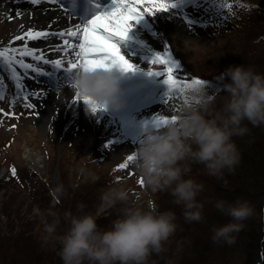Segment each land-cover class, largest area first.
<instances>
[{
  "label": "rangeland",
  "instance_id": "rangeland-1",
  "mask_svg": "<svg viewBox=\"0 0 264 264\" xmlns=\"http://www.w3.org/2000/svg\"><path fill=\"white\" fill-rule=\"evenodd\" d=\"M19 1L0 0V23ZM89 1L93 5L99 3L96 5L98 9L95 7L92 12L107 10L111 6V0H102V7L99 0ZM225 2L231 7H223L222 0H175L174 6L168 9L145 13L139 20H133L136 26L133 31L139 38L130 43L116 38L121 53L138 66V71L112 66L118 84L115 93L118 107L102 100L98 104L103 107L93 111L83 99H73L76 94L72 87L73 70L45 64L43 60L37 61L30 56L21 58L33 63V69H25L15 63L9 66L0 58V109H3L0 111V264H63L58 240L55 237L45 239L44 221L38 209L54 206L61 212L56 229V235H59L67 228L65 212L77 213L81 202L85 205L84 210L97 212L103 190L118 181L132 189L133 198L140 205L146 207L155 203L159 210L171 209L176 213L177 230L168 243L167 251L153 253L154 264H168L169 260L174 264L180 260L184 261L183 264L246 263L247 244L242 235L247 225L251 227L249 224L254 214L235 233L233 243L212 239L213 226L231 219L215 206L216 200L232 202L244 198L256 210V199L241 192L231 193L225 188L228 186L225 185L227 172L233 171L234 181L238 182L236 167L234 170L225 169L222 176H217L209 174L204 164L192 163L188 175L204 185L197 197L204 208L203 219L191 221L184 217L183 205L175 202L169 190L152 191L144 182H139L142 176L132 161H129L127 169L116 167L138 146L144 126L151 125L156 114H174L181 102V97L165 96L168 86L164 83L163 74L155 77V73L147 71L165 68L163 64L150 62L155 53L164 52L167 46L172 60L178 65L174 69L177 78L190 80L199 77L207 82L205 88L209 92H223L222 81L217 77L224 74L227 79L225 69L230 65H251L264 72V0ZM69 3L75 9L84 8L80 0H69ZM65 10L69 17L78 15L81 22L92 16L90 11L79 14L80 11L70 8ZM141 32L145 35L142 36ZM8 38L0 33V44L8 42ZM54 39L56 47L54 45L51 55L62 51L58 47L62 45V39L59 36H54ZM22 41L46 55L36 45V39ZM20 42L16 40L11 47H22L24 43ZM130 56L137 60L132 61ZM45 57L54 60L56 56ZM13 67L20 73V88L17 87ZM35 67H44L46 76L36 74ZM122 79L126 80L123 84L117 82ZM61 90L71 93L66 107L70 112L59 130L53 123L41 128L34 119L35 115L46 109L44 98H57L63 95ZM32 92L41 94L34 96ZM25 93L29 94V101L24 99ZM29 102L35 108L28 107ZM81 113L88 115L83 125ZM56 119L54 114L51 120ZM24 147L32 148V152L38 154L36 162L25 153ZM13 166L17 169L16 175L11 172ZM58 185H63L65 191L54 204V190ZM119 209L117 205L99 211L98 223L110 225L120 215ZM196 237L204 241H198ZM183 239L192 242L188 245ZM206 241L210 243L208 248L212 246L211 250L205 245ZM189 246L191 250H188ZM202 247L204 250L199 254ZM252 264L257 263L254 261ZM260 264H264V259Z\"/></svg>",
  "mask_w": 264,
  "mask_h": 264
},
{
  "label": "clouds",
  "instance_id": "clouds-1",
  "mask_svg": "<svg viewBox=\"0 0 264 264\" xmlns=\"http://www.w3.org/2000/svg\"><path fill=\"white\" fill-rule=\"evenodd\" d=\"M72 70V87L81 97L119 106L115 96L118 84L110 68ZM225 73L227 79L224 74L217 77L223 92H209L202 79L203 83L185 86L178 109L170 115L175 119L169 118L159 127L145 125L143 137L133 151L132 163L144 184L152 191L169 190L175 202L183 205V215L189 221L203 219L204 208L197 199L204 185L188 175L192 163L204 164L211 175L222 176L225 169L234 170L240 151L233 137L249 131L246 121L253 125L264 123V72L237 64L228 66ZM64 191L63 185L56 187L54 204ZM117 205L120 215L110 225L101 226L99 211ZM215 206L231 219L213 226L212 239L233 243L235 233L254 214V206L244 198L232 202L218 199ZM78 209L77 213L63 214L68 224L59 235L56 229L61 212L54 206L38 209L45 239L58 240L63 264H154L153 253L167 251L178 227L173 210H159L155 203L140 205L132 189L119 181L103 190L97 212L84 210L82 202ZM168 264L174 262L169 260Z\"/></svg>",
  "mask_w": 264,
  "mask_h": 264
},
{
  "label": "snow or ice",
  "instance_id": "snow-or-ice-1",
  "mask_svg": "<svg viewBox=\"0 0 264 264\" xmlns=\"http://www.w3.org/2000/svg\"><path fill=\"white\" fill-rule=\"evenodd\" d=\"M40 2L41 0H32L33 4H39ZM53 2L58 3L62 9L66 8L64 0H53ZM174 2L175 0H111V6L107 10L98 11L87 21H80V23L73 24L68 28H62L58 32H50L48 29L39 30L28 27L27 31H22L20 36L12 37V40L19 41L22 37L24 41H28L48 35L59 36L62 39V45L58 47L66 54V63L65 58H57L55 60L47 59L42 51L29 47L27 43H24L20 48H0V58H3L9 66L15 63L25 69L34 68L33 63H27L21 58L30 56L37 61L43 60L45 64H50L58 68H66L68 70L77 67H83L84 69L97 67L111 68L113 65H118L122 70H135L138 66L133 65L121 53L116 38L122 39L127 35L128 29L132 26L130 24L131 20H139L145 13H153L157 10L168 9L174 6ZM222 6L231 7V4L222 0ZM8 44L10 45L11 41H9ZM150 62L165 65V68L162 71H147L150 74H163L164 83L168 86L165 96H168L169 98L172 96L181 97L182 91L187 85L203 83L199 77H193L190 80L177 78L174 69L178 65L176 61L172 60L171 53L167 46L164 52L155 53ZM12 71L18 81L17 87H22L19 83L20 73L16 72L14 67L12 68ZM35 71L37 73H42L44 72V68L35 67ZM40 94V92L31 93V95L34 96H39ZM24 99L29 101L28 93H25ZM73 99H83L90 105L93 111L99 107H103V105L92 102L89 97H81L78 92ZM27 106L35 108V105L31 102H29ZM0 111H3V109H0ZM169 118L175 119V116H160L159 114H156L152 119V124L159 127L165 124ZM133 159L134 153H131L123 163L118 164L116 167L127 169L129 167V161H132ZM11 172L13 175H16L17 169L13 166ZM117 179H119V177H117ZM139 182L143 184V178H141Z\"/></svg>",
  "mask_w": 264,
  "mask_h": 264
},
{
  "label": "bare ground",
  "instance_id": "bare-ground-1",
  "mask_svg": "<svg viewBox=\"0 0 264 264\" xmlns=\"http://www.w3.org/2000/svg\"><path fill=\"white\" fill-rule=\"evenodd\" d=\"M64 4L66 8H70L73 9L74 11H80L81 13H84L83 8L78 7L75 9L74 6L69 3V0H64ZM66 8L62 9L60 6H57L56 4H54L53 0H41L39 4H33L32 0H21L17 2L15 4L14 10H12V12L9 14L7 18H3L0 23L1 35L9 36L8 42L11 41V44L9 45L8 42H3L0 44V48L11 47L12 43L16 42V40H12V37L20 36L22 31H27L28 27H32L34 29H39V30L48 29L50 32H54V30L59 31L62 28H68L71 27L73 24L80 23L81 20L77 16H73L71 18L69 17V15L66 13L65 10ZM46 14H48L47 18L44 21L39 22L40 20L45 18ZM130 24L132 25L128 29L130 34L122 38V40L125 41L126 43H130L134 39L139 38L137 34L133 31V29L136 27L134 21L131 20ZM141 35L144 36L145 34L141 32ZM22 40L23 39H21V42H23ZM55 41L56 40L54 39V35H48L45 37L36 38V42H37L36 45H38L40 50H43L45 52L46 54L45 56H50V57L56 56L54 59L62 58V57L66 58V54L63 51H61L60 54L56 52L54 53V55L53 54L51 55V51H53L54 45L56 47ZM129 59H132V61L137 60V58L133 56H130ZM110 69L111 71H114L115 68L111 67ZM135 70L138 71L137 69ZM23 72H25V69H23ZM44 72L40 74L42 76H46ZM33 74L35 73L33 72ZM36 74L39 73L36 72ZM28 75L29 74L25 75L27 79H28ZM153 76L159 77V75H153ZM125 81L126 80L122 79L117 82L123 84ZM152 85L153 84H151V86ZM66 88H70V87H66ZM42 89L44 90L45 87H43ZM62 91L63 90H61V92ZM62 93L63 95H60L57 98L53 96H51L50 98L48 96L44 98V101L46 100L44 105L46 109H43L40 113L36 114L34 117L36 123L41 128L48 126L51 123H53L58 130L62 127L63 120L65 119L66 114L70 112V108H66V107H68L71 98L70 92L65 90ZM87 109L88 111L90 110L89 107H87ZM54 114L57 115V119L52 121L51 117ZM87 116L88 115L86 113H81L82 125L83 123L86 124ZM24 151L26 154L29 155L30 159L33 162L37 161L38 154L36 152H32V148L24 147Z\"/></svg>",
  "mask_w": 264,
  "mask_h": 264
},
{
  "label": "trees",
  "instance_id": "trees-1",
  "mask_svg": "<svg viewBox=\"0 0 264 264\" xmlns=\"http://www.w3.org/2000/svg\"><path fill=\"white\" fill-rule=\"evenodd\" d=\"M246 123L248 124L249 131L243 135L233 137L240 151V160L235 166L238 182L234 181L236 177H234L233 174L235 173L233 171L227 172L225 185L228 186L225 188L231 190V193L241 192L248 196V198L256 199L257 201L253 220H251L250 224L248 223L251 227L246 226L242 237L245 236L247 244L245 246L247 254L245 264H252L254 261L260 264L264 259V123L259 125H253L247 121ZM258 198L259 201L257 200ZM199 238L201 237H196L198 241H204ZM183 241H186L188 245L192 242L184 239ZM205 245L208 248L210 243L207 242ZM189 249L191 250L190 246L188 247ZM211 249L212 246L208 248V250ZM203 250L204 248L202 247L201 251L199 250V254ZM194 259L196 258L193 255L192 260ZM178 263L183 264L184 261L180 260L176 262V264Z\"/></svg>",
  "mask_w": 264,
  "mask_h": 264
}]
</instances>
